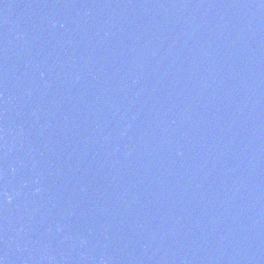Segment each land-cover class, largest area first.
<instances>
[{"label": "water", "instance_id": "1", "mask_svg": "<svg viewBox=\"0 0 264 264\" xmlns=\"http://www.w3.org/2000/svg\"><path fill=\"white\" fill-rule=\"evenodd\" d=\"M0 264H264V0H0Z\"/></svg>", "mask_w": 264, "mask_h": 264}]
</instances>
